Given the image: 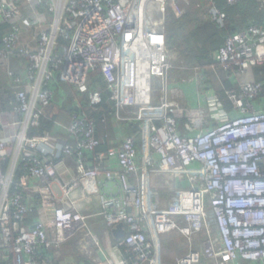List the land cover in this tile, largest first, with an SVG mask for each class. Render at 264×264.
<instances>
[{"label":"built area","instance_id":"obj_1","mask_svg":"<svg viewBox=\"0 0 264 264\" xmlns=\"http://www.w3.org/2000/svg\"><path fill=\"white\" fill-rule=\"evenodd\" d=\"M168 4L176 16L185 14L178 0H0V24H11L0 61L17 60L21 68L9 67L11 82L0 85V264H81L62 254L64 245L81 232L97 245L100 239L89 229V216L60 204L57 188L68 199L81 181L102 179L119 182L120 192L102 194L101 214L109 230L123 223L125 233L105 259L91 256L85 264H159L160 236L174 231L191 243L202 236L177 264H264V81L253 76L254 68L264 65V26L251 24L228 35L217 52L219 65L242 80L239 93L229 92L234 115L208 91L206 103L187 114L185 133L166 111L151 117L145 170L191 184L178 188L163 207L152 201L151 189L132 181L141 168L135 136H125L118 170H112L89 166L88 153L102 141L95 121L76 110L66 140L48 132L31 134L54 102L57 78L88 93L91 108L103 101L102 85L90 87L96 71L118 109L152 105L155 82L163 94H180L177 85L169 87L174 65L167 42ZM205 18L225 28L228 13L212 0ZM61 35L70 39L68 46L60 45ZM182 67V80L201 90V67ZM12 85L23 87L13 100L6 92ZM128 115L125 119L144 117L135 111ZM58 145L76 159L80 174L70 181L61 178L57 158L43 151ZM27 191L37 194L36 200ZM34 209L38 216L29 224Z\"/></svg>","mask_w":264,"mask_h":264},{"label":"crops","instance_id":"obj_2","mask_svg":"<svg viewBox=\"0 0 264 264\" xmlns=\"http://www.w3.org/2000/svg\"><path fill=\"white\" fill-rule=\"evenodd\" d=\"M212 0H184V3L181 4L187 11H189L188 20L192 21L195 17V13L199 14V17L202 22H209V19L205 18V14L210 7V2ZM217 4L222 7L227 4L224 0H214ZM248 4V9L251 11L249 16H252L255 23H261L264 21V8L260 5L259 0H243ZM254 2V3H253ZM196 3V4H195ZM251 5V7H250ZM234 6V5H233ZM236 7V6H234ZM238 7L229 8V13L231 16V21H233L237 26L242 30L246 26L247 23V10L243 6L241 10L238 11ZM246 10V12H245ZM173 15L169 18L168 26L173 23L174 19H180V17L176 16L174 10ZM185 16V14H183ZM182 16V17H183ZM168 18V17H167ZM249 22V21H248ZM193 30V26L190 28ZM168 47L171 50V61L173 62L174 69L170 72V86L177 85L181 89L180 94L167 93L163 94L161 90L158 88L157 82H155V101L152 105H148L146 107H138L136 110L131 109H118L115 104L114 111L110 114H105L101 119L92 118L96 123V135L102 141L101 145L96 148V150L88 153V164L89 166L102 167L106 169L118 170V151L119 148L125 138L126 135H133L137 139V145L139 148V166L140 174L139 177L133 179V182L140 183V186L143 185L146 188L151 189L153 191L152 201L155 202L157 207H163L169 204L174 194L177 192L178 188H189L191 186L188 180H177L172 175L161 174L157 172H148L145 170L144 158L147 154H149V150L146 148L148 141L145 137V132L147 126L151 124V117L162 116V114L166 111L169 115L175 117L180 123L181 132L185 133V124H186V116L192 109H196L200 106H203L207 99V92L214 91L217 94L215 88L208 87L206 84L203 85L202 89L199 90L197 86L193 83H186L182 80V68L180 67L185 65V67H191L194 65H190L186 63V60L181 55V50L184 47L178 46L180 41H176L175 38L171 40L168 37ZM256 45H260L256 42ZM221 47V46H220ZM219 47V48H220ZM218 48V50H219ZM218 50L214 53V57L216 59V55ZM178 56H180V62L178 61ZM214 59V58H213ZM217 61V60H216ZM3 63V67L6 71V76L3 79L4 86L9 85L11 79L8 75L9 67L16 69L17 71H21L20 63L17 60H12V62L8 63L6 61H0ZM185 63V64H184ZM217 63V62H216ZM211 65L209 68L216 77H218V70L222 67L217 63ZM220 66V68H219ZM223 69V68H222ZM224 70V69H223ZM206 71V69H205ZM225 71V70H224ZM185 72V71H183ZM2 72L0 69V76ZM227 78L234 79V83L236 84L238 91L240 92L241 78L236 76H231L227 73ZM232 74V73H231ZM5 75V74H4ZM254 76V73H253ZM255 79V76H254ZM216 86L222 87L224 82L221 78H216L214 81ZM15 90L23 88L20 85L15 86ZM55 88V87H54ZM55 98L57 96L58 88L56 89ZM64 92V98L68 97L67 88L61 89ZM233 90H227V94L229 97V92ZM235 92V91H233ZM218 95V94H217ZM219 97V96H218ZM220 99V98H219ZM230 99V98H229ZM223 102V101H222ZM224 104V103H223ZM225 106V104H224ZM226 110L234 115L233 112V103L230 108L225 106ZM49 109V108H48ZM135 111L136 113L140 112L144 117L143 120H138L133 117V119H125L128 114ZM53 114L59 116L55 118V127L54 132L50 130H45L43 133H36L38 135L44 133H50L54 136L59 137L61 140H66L68 138V133L66 127L71 123V112L62 111V110H54ZM155 123L162 124L163 120L155 119ZM50 150H53L51 152ZM43 151L54 155L58 160V169L61 174V178L65 181H70L72 178L79 176V169L77 167L76 159L73 157L65 156L61 153L60 146L58 145L55 149L43 147ZM192 168L190 171H194ZM34 184L37 185L38 180L33 181ZM58 194L61 198L60 204L65 208L79 210L83 214L89 216V229L96 233L100 239V244L97 245L95 240L89 236V233L81 232L76 236L72 237L68 240V242L64 245L62 254L71 261L79 262L81 264L87 263L88 259L92 257H101L105 259L109 255L110 249H112L113 245L116 244L118 238H115L112 230L108 229L105 218L102 213V204H101V196L102 194H117L120 192L119 182L115 181H107V180H97L93 184V180H84L81 181L80 185L77 189L69 196L67 199L62 190L58 189ZM27 195L31 201L36 200L38 197L34 192L27 191ZM38 212L36 209L31 213L28 223L34 222L37 218ZM147 234L152 236L151 227L146 224ZM110 233L108 235L107 233ZM202 236H199L194 240L193 243L190 242L189 238L186 237L179 231H174L173 233H167L160 236V250L158 252L159 260L162 259L161 264H177V259L182 255L186 254L191 247H198L200 245ZM166 242V244L164 243ZM100 246V247H99ZM172 253V254H171ZM165 262V263H164ZM146 264H150L146 262ZM201 264H214L213 262H202ZM240 264H247L246 262H241Z\"/></svg>","mask_w":264,"mask_h":264},{"label":"trees","instance_id":"obj_3","mask_svg":"<svg viewBox=\"0 0 264 264\" xmlns=\"http://www.w3.org/2000/svg\"><path fill=\"white\" fill-rule=\"evenodd\" d=\"M234 6L239 8L238 11L241 10L243 6L247 10L248 18H247L246 26L244 28H246L251 24L264 26V21L261 23H255L254 20H251L253 19V17L249 16L251 11H249L248 9L249 6L245 1L239 0V2ZM234 6L228 4L227 7L222 6L225 7L228 13V22L225 28H220L210 20L209 22H207L208 20H206V22H202L199 17V14L197 13L194 14L195 15L194 20L189 21L188 15L190 12L187 10L185 12V16L182 15L183 17L181 16L180 19H174L173 23H171L169 26L167 24V40L168 37L170 40L172 38H175L176 41L178 42L180 41V44L178 46H180L181 44L184 45V48L181 50V55L186 60V63L190 65H194V64L199 65L201 67L204 78L203 83L206 84L208 87L215 88L220 100L223 101V103L227 108H230L232 106V102L228 97L227 90L230 89L235 91L236 93H239L237 92L238 88L233 81L234 79L227 78L228 77L226 74L227 71H224L222 68L218 70V77H216L215 74L209 68H211L212 64L217 62L214 57V53L218 50L220 46L224 44L226 37L241 30L237 26V24L231 21L229 8L231 7L236 8ZM191 26H193L194 28L193 30L190 29ZM10 31H11V24L9 23L0 24V47H2L4 44L3 43L4 36ZM69 40L70 39L66 35H61L59 37V43L62 46H68L70 43ZM227 73L233 76L231 72H227ZM253 73L255 76V80L264 81V65L255 67ZM216 78L223 79L224 84L222 87L216 86L214 84ZM90 81H91L90 82L91 89H94L95 87H97V85H102L103 101L97 106V108H91L89 106L88 93L80 94L76 90L75 86L62 82L60 81L59 78L55 79L52 86L55 87L56 89L58 88L56 99L47 110V114L43 118L41 125L37 128H32L31 134L43 133L45 130H50L51 132H54V127H55L54 120L59 116L53 114V111L57 109L71 113L76 110L90 119H92L93 117L97 119H101L103 115L112 113L115 108V102L111 99V94L109 89H107V87L104 86V82L102 80V77L99 75V71L93 72L91 74ZM3 84H4L3 79L0 76V85ZM64 88L65 89L67 88V92H68V97L66 98V100L63 96L64 92L61 91V89ZM15 89L16 88L13 87V85L9 86V88L6 87V92L7 94H9L11 100L14 99ZM120 239L121 238H118L116 242L120 241ZM123 251L130 258V260H134L135 256L131 253H127L126 247H123Z\"/></svg>","mask_w":264,"mask_h":264},{"label":"rangeland","instance_id":"obj_4","mask_svg":"<svg viewBox=\"0 0 264 264\" xmlns=\"http://www.w3.org/2000/svg\"><path fill=\"white\" fill-rule=\"evenodd\" d=\"M178 3L181 5V4H183L184 3V0H178ZM196 4V3H195ZM174 13H173V11H172V8H171V6H170V4H168V18H167V24H169V18L171 17V15H173ZM194 20V19H193ZM192 20V21H193ZM194 23V22H193ZM181 47H184V45L182 44V46ZM178 58V61L180 62V56H178L177 57ZM185 64V63H184ZM183 65V64H182ZM180 67H182V66H180ZM0 69H1V72H2V74H1V77L4 79L5 78V76H6V71H5V68L3 67V63H0ZM5 74V75H4ZM169 87H171V86H169ZM133 110H136L135 108H132ZM176 232V231H175ZM171 233H173V232H171ZM164 243L166 244V242L164 241ZM172 254V253H171ZM161 261H162V259L159 261V264H161ZM149 263V262H148ZM165 263V262H164ZM146 264V263H145Z\"/></svg>","mask_w":264,"mask_h":264},{"label":"water","instance_id":"obj_5","mask_svg":"<svg viewBox=\"0 0 264 264\" xmlns=\"http://www.w3.org/2000/svg\"><path fill=\"white\" fill-rule=\"evenodd\" d=\"M112 233L115 238H121L125 233L123 223L118 224L117 227L112 230Z\"/></svg>","mask_w":264,"mask_h":264},{"label":"bare ground","instance_id":"obj_6","mask_svg":"<svg viewBox=\"0 0 264 264\" xmlns=\"http://www.w3.org/2000/svg\"><path fill=\"white\" fill-rule=\"evenodd\" d=\"M139 54H141V53H139ZM139 62L141 63V56H139Z\"/></svg>","mask_w":264,"mask_h":264}]
</instances>
